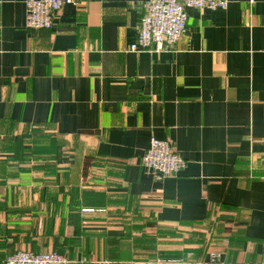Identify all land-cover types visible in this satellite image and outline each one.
Here are the masks:
<instances>
[{
  "label": "crops",
  "instance_id": "0c3cea01",
  "mask_svg": "<svg viewBox=\"0 0 264 264\" xmlns=\"http://www.w3.org/2000/svg\"><path fill=\"white\" fill-rule=\"evenodd\" d=\"M147 1L33 29L0 0V264H264V0L188 7L174 45L132 51ZM153 137L186 166L156 176Z\"/></svg>",
  "mask_w": 264,
  "mask_h": 264
},
{
  "label": "built area",
  "instance_id": "2783aa9c",
  "mask_svg": "<svg viewBox=\"0 0 264 264\" xmlns=\"http://www.w3.org/2000/svg\"><path fill=\"white\" fill-rule=\"evenodd\" d=\"M79 0H26L27 25L33 29L51 28L55 17L65 3ZM229 0H148L142 17L141 28L132 51L160 52L174 45L187 27L188 7L226 9ZM143 164L156 176H169L186 166V160L168 140L153 137L151 145L142 158ZM84 211H94L86 208ZM211 264L217 263L216 254L211 256ZM66 255L56 251L33 253L20 250L9 255L5 264H69Z\"/></svg>",
  "mask_w": 264,
  "mask_h": 264
},
{
  "label": "rangeland",
  "instance_id": "374dc122",
  "mask_svg": "<svg viewBox=\"0 0 264 264\" xmlns=\"http://www.w3.org/2000/svg\"><path fill=\"white\" fill-rule=\"evenodd\" d=\"M86 209V208H85Z\"/></svg>",
  "mask_w": 264,
  "mask_h": 264
},
{
  "label": "trees",
  "instance_id": "16d2710c",
  "mask_svg": "<svg viewBox=\"0 0 264 264\" xmlns=\"http://www.w3.org/2000/svg\"><path fill=\"white\" fill-rule=\"evenodd\" d=\"M57 252V251H56Z\"/></svg>",
  "mask_w": 264,
  "mask_h": 264
}]
</instances>
